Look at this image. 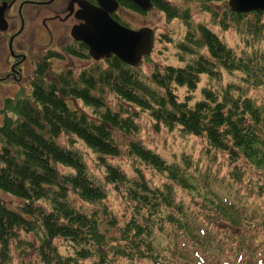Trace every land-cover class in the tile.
Masks as SVG:
<instances>
[{
	"label": "trees",
	"instance_id": "16d2710c",
	"mask_svg": "<svg viewBox=\"0 0 264 264\" xmlns=\"http://www.w3.org/2000/svg\"><path fill=\"white\" fill-rule=\"evenodd\" d=\"M151 2L166 23L183 25L180 38L158 40L173 45L178 63L160 65L151 54L139 66L112 55L97 60L73 40L63 53L89 60L82 71L50 73V62L64 57L50 50L27 86L0 80L17 85L0 98V264H264V249L253 242L264 230V207L252 203L241 214L230 188L215 191L187 157L169 159L138 139L116 137L138 133L144 113L156 131L202 137L230 163L243 158L264 172V111L241 88L264 90V50L252 44L264 34V12H233L228 0ZM184 2L209 21L197 22ZM229 30L241 36L244 50L218 33ZM120 155L132 161V174L108 160ZM147 170L167 180L157 183ZM178 189L191 196L188 202L178 199ZM111 192L124 201L120 213L109 206ZM256 196L264 203L262 186Z\"/></svg>",
	"mask_w": 264,
	"mask_h": 264
},
{
	"label": "rangeland",
	"instance_id": "374dc122",
	"mask_svg": "<svg viewBox=\"0 0 264 264\" xmlns=\"http://www.w3.org/2000/svg\"><path fill=\"white\" fill-rule=\"evenodd\" d=\"M182 8L188 7L191 11V16L197 21L208 22L209 16L202 13L195 3L184 2L180 3ZM53 11L56 12L55 8L52 7ZM33 9V17L36 15L37 11L45 12V9L25 7L22 10L23 23H19L16 11L8 10L7 7L4 9V18L9 24L3 30H0V34L5 33L12 34L16 31L15 26L21 29L23 25L22 32L16 37V44L20 43L21 48L24 50V54L27 57V61L23 65V76L24 79L21 81L22 85L27 86L29 78L34 74L35 68L44 54L50 50H55L56 52H62L66 45H70L72 40L70 36V27L77 20L71 18L66 24L59 21L48 22L46 26H43L40 20L32 19L25 20L26 10ZM16 15H15V14ZM14 14V15H13ZM119 19H121L129 28L133 30L140 29H150L155 33L156 40L154 42V47L152 52L149 54L154 62L164 65V64H175L178 63L176 60V51L172 44L167 42H160V35L168 36L169 38L178 39L183 32V25L180 21H172L171 23H166L163 14L158 11L151 9L146 12L145 15L140 13L132 12L127 9H119L117 13ZM64 15L61 17L63 18ZM67 27V28H66ZM218 31L217 28H214ZM6 31V32H5ZM223 35V38L232 46L234 50L240 52L244 50V45L241 41V36L236 34L234 31L218 32ZM7 40V37H6ZM258 51L264 50V34L259 37L258 41L252 43ZM9 50L7 48V43L1 37L0 38V76L4 75L8 70L7 56ZM98 60V59H97ZM34 65L32 66V63ZM89 60L81 59L79 57L68 56L67 54L62 57V59H53L50 62L49 72L61 73L65 70L71 69L73 72L77 73L82 71L88 64ZM143 69L146 72L150 71L149 65L143 63ZM229 76H224L223 82L228 81ZM206 78L202 79V84H206ZM17 85L7 82L0 83V98L8 95H12L17 89ZM242 90L247 96L252 97L257 101L259 105L262 106L264 111V90L253 88L250 85L241 84ZM177 94L180 98L185 95L184 89H178ZM198 96V95H196ZM109 102L115 103V98L108 96ZM1 105V99H0ZM139 124V131L134 135L122 136L121 133H116L118 139L127 141L129 139H138L146 147L154 150L157 153L171 159L173 157L178 158L187 157L196 166L197 175H205L206 179L210 181L211 186L215 191H219L220 194H226L227 188H230L231 198L238 204H242L241 214H247L252 207V203L264 207V203L261 202L262 197L256 196L259 192V187L264 188V172L259 171L249 165L243 158H240L237 162L230 163L225 153L211 149L206 140L202 137L194 136H182L179 131L168 132L167 130L161 128L159 131L153 128L152 121L144 113H139L137 118ZM263 129H264V113H263ZM113 164H119L123 170L128 174H132V161L125 155H120L117 158L108 159ZM89 166L91 170L96 169V164L94 161L89 160ZM234 171L239 174L234 178ZM148 175H151L153 180L157 183L165 182L167 180L165 175H160L155 171H146ZM111 198L109 206L113 210L120 213L123 211L125 204L122 199L116 193L111 192ZM5 201L8 203H13V198L3 195ZM191 196L186 192L178 189V199L189 201ZM216 223L219 227H224L223 220L217 218ZM251 231V230H250ZM225 229L218 232L217 239H223L220 234H224ZM253 232V231H251ZM216 239V240H217ZM255 249H264L263 245H258L264 242V230H262V235L257 234L253 239ZM220 242H216L215 248L218 247ZM229 246V242H225V247ZM251 248H246V252H250ZM252 250V252H256ZM231 258V257H229ZM254 258L252 259L253 262ZM239 262V260H238ZM237 262V264H238ZM27 264H31L28 263ZM172 264H177L172 262Z\"/></svg>",
	"mask_w": 264,
	"mask_h": 264
},
{
	"label": "water",
	"instance_id": "95a60500",
	"mask_svg": "<svg viewBox=\"0 0 264 264\" xmlns=\"http://www.w3.org/2000/svg\"><path fill=\"white\" fill-rule=\"evenodd\" d=\"M52 0H50L51 2ZM97 5L82 7L77 15L82 22L72 28V35L85 43L89 53L96 59L115 55L130 66H139L143 56L152 52L155 34L150 29L133 30L115 20L111 14L119 8L117 0H95ZM142 11L148 12L151 0H129ZM233 12L248 13L254 10L264 12V0H228ZM0 7V28H6L4 9Z\"/></svg>",
	"mask_w": 264,
	"mask_h": 264
},
{
	"label": "flooded vegetation",
	"instance_id": "af4514ba",
	"mask_svg": "<svg viewBox=\"0 0 264 264\" xmlns=\"http://www.w3.org/2000/svg\"><path fill=\"white\" fill-rule=\"evenodd\" d=\"M8 1L10 2H5L6 7L8 8V10L16 11L19 22H21L19 9H21V13H22V10L27 6L46 10L45 12L37 11L34 17H33V11H34L33 9L25 11L26 12L25 20L26 19L32 20L35 18L37 20H40L43 26H46L48 22H52V21H59L60 23L61 21H63V24H66L69 19L74 18L77 21L71 25L69 31L72 41L74 40V37L72 35V28L82 22L77 17L80 9L82 7H87L88 4L94 6L97 5L94 0H52L51 2L50 0H8ZM52 7L55 8L56 12L52 10L53 9ZM63 15L64 17L61 18ZM5 25L6 27L8 26L9 28V24L6 20H5ZM17 27L18 26H15L16 31L13 32L11 35L8 34L6 31H5L6 32L5 36L3 35V33L0 34V38L2 37L5 40V42L7 43V48L9 50V54L7 56L8 70L3 76L2 75L0 76L1 81L11 80L13 82L19 83L24 79L23 65L28 59L24 54V50L21 48L22 46L20 45V43L16 44L15 42V40L17 39L16 37L23 30L22 29L20 31V29H18ZM33 65L34 62L32 63V66Z\"/></svg>",
	"mask_w": 264,
	"mask_h": 264
}]
</instances>
